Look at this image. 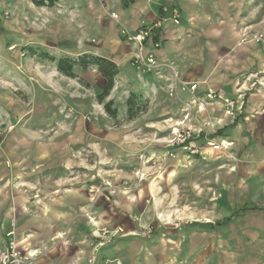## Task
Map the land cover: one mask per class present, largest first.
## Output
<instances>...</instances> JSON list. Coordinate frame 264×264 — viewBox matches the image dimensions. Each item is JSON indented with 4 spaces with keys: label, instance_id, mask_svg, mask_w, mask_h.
Here are the masks:
<instances>
[{
    "label": "crops",
    "instance_id": "0c3cea01",
    "mask_svg": "<svg viewBox=\"0 0 264 264\" xmlns=\"http://www.w3.org/2000/svg\"><path fill=\"white\" fill-rule=\"evenodd\" d=\"M164 7L179 10V24ZM71 8L84 9L93 21L91 42L85 34L82 43L113 60L125 82L151 97L147 120L132 130H149L158 138L130 140L135 142L129 147L135 169L143 151L155 158L154 165L139 185L134 171L124 172L120 179H130L129 187L116 194L100 192L84 178L44 186L43 176L34 173L21 186L20 171L0 169V248L14 230L21 250L41 252L30 264H264V89L251 87L256 75L264 79V42L238 43L245 27L264 32V0H76ZM107 12L118 13L132 30L161 19L148 46L158 40V59L173 62L181 80L197 82L195 92L178 86L171 96V73L164 67L163 77L138 74L130 63L132 45ZM84 44L77 51L83 52ZM209 88L231 98L241 88L244 111L230 118L222 101L207 100ZM184 102L190 103L188 126L195 130L190 143L200 150L195 155L161 144L184 118ZM105 131L108 140L119 136L110 127ZM88 133L79 118L63 153H71L72 140L79 149ZM208 136L234 141L239 158L234 170L219 169V151L206 144ZM52 155L47 162L58 156ZM2 164L8 166L9 159ZM160 212L180 219L179 226L161 223ZM147 223L154 233L143 238L138 233ZM103 228L111 234L99 245L94 232ZM93 253L97 259L90 262Z\"/></svg>",
    "mask_w": 264,
    "mask_h": 264
},
{
    "label": "rangeland",
    "instance_id": "374dc122",
    "mask_svg": "<svg viewBox=\"0 0 264 264\" xmlns=\"http://www.w3.org/2000/svg\"><path fill=\"white\" fill-rule=\"evenodd\" d=\"M75 2L59 0L53 6H38L32 0H0V169L20 171L21 186L25 184L24 179L34 173L37 178L43 176L44 186L72 177L73 180L84 178V182L96 183L100 192H109L107 183L126 190L131 180L120 179L124 172L136 173L142 168L146 178L147 168L154 165L155 158L143 151L139 155L141 165L135 169L129 147L135 142L130 140L149 139L151 142L158 138L149 130H132L147 120L151 97L139 87L125 82L121 75L124 70L119 74V67L114 87L102 102L97 93L105 80L96 66L76 67L75 76L59 71V59L77 60L84 53H92L91 46L82 43V36L88 34L91 42L93 21L84 9L71 8ZM80 44L85 45L81 46L83 52L77 51ZM167 63L176 69L173 62ZM135 68L138 74L146 73ZM161 69L151 73L163 77ZM132 72L136 75L134 70ZM170 73L168 92L172 83V71ZM251 87L264 89V79L256 75ZM232 99L243 102L242 113L245 94L241 88ZM108 102H111L109 109L105 106ZM79 118H83L88 128V138L82 146L78 143L79 149L72 140L71 153H63L71 142L69 136ZM128 124L132 125L124 127ZM107 127L117 130L118 138L108 140L104 136ZM208 137L206 144L219 151L222 162L219 169L234 170L235 161L239 160L234 152V141L228 136L217 140ZM59 144L64 146L59 148ZM52 153L58 156L47 162ZM4 158L9 159L8 166L2 164ZM19 160L18 167L12 164ZM111 178L120 182L114 184L109 181ZM135 180L139 185L141 181L136 175ZM157 219L164 225L178 227L180 224V219L171 214L160 212ZM148 225L154 233V226L147 223L141 227L139 236L149 238L152 235L142 234L144 226ZM115 261L121 264L120 260Z\"/></svg>",
    "mask_w": 264,
    "mask_h": 264
},
{
    "label": "built area",
    "instance_id": "2783aa9c",
    "mask_svg": "<svg viewBox=\"0 0 264 264\" xmlns=\"http://www.w3.org/2000/svg\"><path fill=\"white\" fill-rule=\"evenodd\" d=\"M163 11L168 12L169 16L174 23H180V12L177 8H172L171 10L168 7H164ZM110 18L115 21L119 26V31L123 39L132 45V58L131 63L133 66L139 68L143 72H159L163 67L168 68L172 71V83L170 85V95L173 96L177 92L178 86L182 89L189 90L192 94L197 89V82H187L181 80L178 77V72L171 63L163 62L158 59L156 50L160 48V42L158 40L152 41L151 46H148V42L153 37L154 33L158 28L162 26V20H156L151 25H144L137 30H132L127 27L120 19V16L116 12H107ZM264 42V32H254L252 27L243 28L241 35L239 37V44L247 42ZM208 101H222L225 105L226 113L231 117H236L241 113L243 108V102L239 103L232 98L225 97L223 94L217 92L213 88H209L207 92ZM197 101L195 98L192 102ZM186 113L184 118L178 122L171 129L170 137H168L164 143L167 146H177L187 151L191 155L198 154L200 152L199 147L191 145V141L194 138L195 130L188 126V120L190 117L189 106L190 103L184 102ZM200 108L203 107V103L199 104ZM172 155V154H170ZM144 155L142 156V158ZM138 181L145 179L146 174L140 168L135 173ZM127 182H124L126 185ZM107 188L111 194H116L120 190H125V187L119 188L117 186L107 183ZM93 221L92 218H90ZM152 227L150 225L144 226L142 234L144 236H150L152 234ZM119 230H116L114 233H118ZM95 235L101 239L100 244H104L109 241L111 231L106 228L98 231L96 230ZM15 234L14 230L8 232L9 239L4 248H0V264H30L32 263L37 256L40 254L39 250L30 249L27 251L21 250L17 241L13 237ZM97 256L93 253L89 259L90 262H95ZM107 264H120L119 261L108 262Z\"/></svg>",
    "mask_w": 264,
    "mask_h": 264
},
{
    "label": "trees",
    "instance_id": "16d2710c",
    "mask_svg": "<svg viewBox=\"0 0 264 264\" xmlns=\"http://www.w3.org/2000/svg\"><path fill=\"white\" fill-rule=\"evenodd\" d=\"M38 6H53L59 0H32ZM59 71L65 73L68 76L77 75L75 72L76 67H81L82 69H87L89 66H96L105 80V85L100 88L97 93L98 99L102 102L106 97L109 96L111 90L114 87V80L118 74L117 64L107 58L100 55H95L94 53H84L79 56L77 60H68L67 58L59 59L57 63ZM111 102H108L105 106L107 109L110 108ZM115 113V112H114Z\"/></svg>",
    "mask_w": 264,
    "mask_h": 264
},
{
    "label": "bare ground",
    "instance_id": "6f19581e",
    "mask_svg": "<svg viewBox=\"0 0 264 264\" xmlns=\"http://www.w3.org/2000/svg\"><path fill=\"white\" fill-rule=\"evenodd\" d=\"M226 142V141H225Z\"/></svg>",
    "mask_w": 264,
    "mask_h": 264
}]
</instances>
